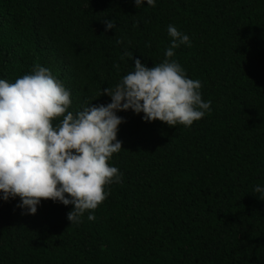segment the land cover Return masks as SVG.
<instances>
[{"label": "trees", "instance_id": "16d2710c", "mask_svg": "<svg viewBox=\"0 0 264 264\" xmlns=\"http://www.w3.org/2000/svg\"><path fill=\"white\" fill-rule=\"evenodd\" d=\"M170 24L191 43L172 59L210 110L190 127L117 112L121 182L75 224L72 205L27 214L0 200V264H264V0H0V79L40 65L70 92L68 111L107 104L100 92L132 71L125 50L162 62Z\"/></svg>", "mask_w": 264, "mask_h": 264}, {"label": "clouds", "instance_id": "9594fccd", "mask_svg": "<svg viewBox=\"0 0 264 264\" xmlns=\"http://www.w3.org/2000/svg\"><path fill=\"white\" fill-rule=\"evenodd\" d=\"M144 3L134 0L136 8ZM146 4L155 7V0ZM103 23L105 31L116 27L114 19ZM167 33L171 40L165 58L152 67L125 50L132 71L100 92L110 97L107 104L89 102L81 110L68 111L70 92L40 65L14 82L0 79V200L19 197L17 207L27 214H35L42 200L72 205L67 219L80 223L86 211L94 212L107 198L106 187L121 182L122 173L109 164L122 149L117 133L124 120L117 112L143 113L144 121L159 120L169 127H190L202 119L211 101L202 99L201 81L188 78L172 59L175 49L191 46L190 38L171 24ZM113 67L119 70V64ZM254 192L264 199V187Z\"/></svg>", "mask_w": 264, "mask_h": 264}]
</instances>
